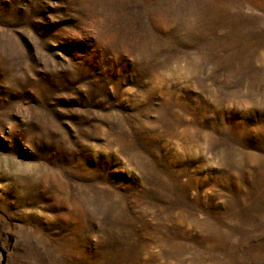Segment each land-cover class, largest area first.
<instances>
[{
  "label": "rangeland",
  "instance_id": "rangeland-1",
  "mask_svg": "<svg viewBox=\"0 0 264 264\" xmlns=\"http://www.w3.org/2000/svg\"><path fill=\"white\" fill-rule=\"evenodd\" d=\"M0 264H264V0H0Z\"/></svg>",
  "mask_w": 264,
  "mask_h": 264
}]
</instances>
